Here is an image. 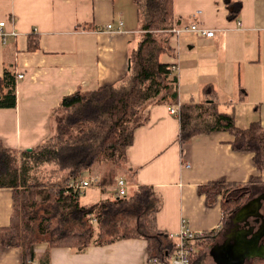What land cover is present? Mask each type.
<instances>
[{"label": "crops", "instance_id": "0c3cea01", "mask_svg": "<svg viewBox=\"0 0 264 264\" xmlns=\"http://www.w3.org/2000/svg\"><path fill=\"white\" fill-rule=\"evenodd\" d=\"M232 1L242 3L235 19L228 16L226 0H174L181 23L198 21L215 34L183 31L178 38L171 37L172 50L163 52L160 60L181 63L180 100L172 105L194 101L189 96L192 85L202 90L212 83L221 111L235 115L238 103L255 111V118L235 115L239 127L256 120L264 126V0ZM136 17L134 0H0V20L7 21L9 33L7 41L0 37V79L7 68L24 74L17 81V106L0 107V140L15 149L33 148L53 134V112L64 96L123 79L139 38L141 23L138 26ZM121 22L122 30H117ZM31 36L39 38L40 46L34 50L29 48ZM184 71L186 85L180 89ZM183 92L188 101L183 100ZM203 100L204 95L195 102ZM172 105L150 108L149 121L134 132L122 176L128 178L131 191L148 184L161 195L157 213L161 230L177 233L186 224L195 232L216 231L207 255L218 264L220 256L211 250L225 242L240 207L225 220L221 195L209 201L201 186L221 179L244 183L255 175H261L264 184V170H258L252 152L232 148L233 135L228 131L201 133L182 147L180 118L170 112ZM114 187L108 185L105 193L100 186H90L81 202L95 203L84 201V196L99 192V200ZM13 215V190L0 187V227L10 225ZM35 251L32 264H142L149 257L147 241L135 237L82 250L40 242ZM0 264H22V248L0 243Z\"/></svg>", "mask_w": 264, "mask_h": 264}, {"label": "trees", "instance_id": "16d2710c", "mask_svg": "<svg viewBox=\"0 0 264 264\" xmlns=\"http://www.w3.org/2000/svg\"><path fill=\"white\" fill-rule=\"evenodd\" d=\"M134 3L141 26L137 44L130 52L127 75L118 82L92 90L78 89L64 96L53 112V134L31 150L11 148L0 140V187H11L14 198L13 219L10 225L0 227V243L21 247L22 264H32L35 245L40 242H47L49 247L82 250L91 244L142 238L147 241L149 256L163 260L175 249V240L157 226L161 195L148 184H138L122 195L108 170L121 161L128 165L127 149L133 143L134 132L149 121L153 105L179 103V76L175 70L178 64L161 61L160 55L172 50L173 25L187 26L193 21L181 23V18L175 16L174 0ZM226 4L229 18H237L241 1L226 0ZM39 46V38L31 36L29 48ZM17 81L18 74L7 68L0 79V107L17 106ZM202 92L203 101L180 106L182 147L201 133L228 131L233 135L232 148L252 152L254 163L262 172L264 126L256 120L246 128L239 127L233 113L219 109L212 83L206 84ZM46 165L54 167L50 179L55 180L49 184L39 181L36 173ZM97 165L107 166L98 181L102 187L115 184L113 195L83 204L81 196L89 187L81 193L71 183L84 179ZM261 181V175L244 183L221 179L204 184L201 189L209 201L221 195L226 220L248 199L264 191ZM231 188L234 191L230 192ZM215 232L196 237L194 264H204L207 250L214 243L208 234ZM252 264H264V259L257 258Z\"/></svg>", "mask_w": 264, "mask_h": 264}, {"label": "water", "instance_id": "95a60500", "mask_svg": "<svg viewBox=\"0 0 264 264\" xmlns=\"http://www.w3.org/2000/svg\"><path fill=\"white\" fill-rule=\"evenodd\" d=\"M263 200L264 193L248 200L235 212L232 220L236 225L227 233L225 242L211 250L213 255L220 256L218 264H246L256 258L264 259Z\"/></svg>", "mask_w": 264, "mask_h": 264}, {"label": "built area", "instance_id": "2783aa9c", "mask_svg": "<svg viewBox=\"0 0 264 264\" xmlns=\"http://www.w3.org/2000/svg\"><path fill=\"white\" fill-rule=\"evenodd\" d=\"M238 25L241 24V21L237 20ZM7 25L6 20H0V37L3 41H7L9 37V33L5 29ZM112 24H108V28H112ZM123 24L122 22L116 28L117 30H122ZM181 30L183 31H193L200 35H208L213 36L215 30L213 28H208L205 26L200 25L198 21H193L187 26H183L181 28H174L173 31L175 33H179ZM178 71V66L175 68ZM24 77V74H18V78ZM180 104L179 105H172L170 107V112L173 114L179 115ZM190 164H187L189 166ZM99 178L93 179H80L71 183L72 187L80 189L81 193H84L86 189L93 184L97 183ZM116 186L120 192V194L125 195L128 193L129 184L125 178H119ZM177 233H170V237L175 240V249L169 255L168 259L163 260L156 256H149L145 262L142 264H194L192 262V254L195 251V240L198 235H201L203 232H195L194 230L190 229L189 227L185 226Z\"/></svg>", "mask_w": 264, "mask_h": 264}, {"label": "rangeland", "instance_id": "374dc122", "mask_svg": "<svg viewBox=\"0 0 264 264\" xmlns=\"http://www.w3.org/2000/svg\"><path fill=\"white\" fill-rule=\"evenodd\" d=\"M131 6H132V8L134 10V7H133L132 4H131ZM132 15L134 16V11H133ZM134 20L139 26L140 21L138 20V18L136 17V19H134ZM122 24H123V22H122ZM175 27L176 28H181L183 26H178L177 24H174L172 29H171V32H172V36L171 37L178 38L180 36V34L183 32V30H181L179 33H175L173 31V29ZM137 32H139V29H138ZM206 36H208V35H206ZM178 64H180V67H181V63L179 62ZM180 67H178L179 76L181 74V68ZM185 80H186V75H185V71H184V77H183L182 84L180 85V89L181 88L185 89L184 88V85H186V83L184 82ZM187 85H188V83H187ZM189 94H190L189 95L190 97H194L193 98L194 101H200V99L203 98L202 90H197L196 88L194 89V85L191 86V92ZM182 98H183V100L188 101L186 99V92H183ZM225 108L227 109V107L223 105L222 109L224 110ZM234 113L236 115V118H255V111L251 110V106H249V105L244 106V105H241L240 103H238V105L236 107V112L234 111ZM104 165H105V163H104ZM52 166L53 165L41 166L39 168V170H38L39 173L36 170V173H37V175L39 177V181H42V182L46 181L45 183L49 184L50 182L55 180V178L54 179H50L52 170H54V167L52 168ZM127 166L128 165L125 162L121 161V163H119V165H117V166L113 165L111 170L110 169L108 170L111 173V175L113 176L114 183H116L119 178H124L122 175H123V172L126 170ZM106 167L107 166L97 165L91 172L85 174V178L84 179H89L90 180V179H93V178H99V181H100V178H101V176H103V172L106 169ZM99 181L97 183L93 184L91 187L97 186L98 184H99V186H101ZM107 187H108V185H106L104 187L101 186L102 192H106L107 191ZM92 190H93V188H92ZM110 191L113 193L114 189H110ZM232 191H234L233 188L230 189V192H232ZM129 192H131V190ZM100 195L101 194L99 192L91 191L86 196H84L83 200L84 201L94 202V201L98 200ZM108 195L112 196L113 194L109 193ZM229 218H230V216H229ZM208 235H209V237H211V239L213 238L212 241H216V239L214 240V236H213L212 233L208 234ZM220 237L221 236H219V238ZM211 239L210 238H205L206 241H210ZM212 241H210V242H212ZM204 245H205V243L203 241V246ZM203 262H204V264H214L213 260L211 259V257L209 255H207L206 258H204Z\"/></svg>", "mask_w": 264, "mask_h": 264}, {"label": "flooded vegetation", "instance_id": "af4514ba", "mask_svg": "<svg viewBox=\"0 0 264 264\" xmlns=\"http://www.w3.org/2000/svg\"><path fill=\"white\" fill-rule=\"evenodd\" d=\"M263 209H264V200H263ZM263 209H262V211H264ZM222 244H223V243H222ZM222 244H221V245H222Z\"/></svg>", "mask_w": 264, "mask_h": 264}]
</instances>
